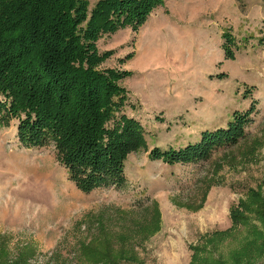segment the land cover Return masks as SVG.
<instances>
[{"label":"rangeland","instance_id":"obj_1","mask_svg":"<svg viewBox=\"0 0 264 264\" xmlns=\"http://www.w3.org/2000/svg\"><path fill=\"white\" fill-rule=\"evenodd\" d=\"M158 10L137 33L125 25L97 42L113 50L100 68L130 71L119 82L135 101L125 110L144 131L122 183L82 192L52 142L24 146L17 119L0 121V242L11 256L88 264L75 245L107 235L144 264H264V244L250 235H264L263 222L244 212L249 223L232 226L229 216L249 189L264 198V0H166ZM249 108L237 142L196 160L150 158L152 148L195 143Z\"/></svg>","mask_w":264,"mask_h":264},{"label":"trees","instance_id":"obj_2","mask_svg":"<svg viewBox=\"0 0 264 264\" xmlns=\"http://www.w3.org/2000/svg\"><path fill=\"white\" fill-rule=\"evenodd\" d=\"M164 1L0 0V121L17 119V136L24 146L52 142L69 179L82 192L122 183L128 154L145 146L142 124L126 112L128 91L119 83L130 71L100 68L113 50L100 52L97 42L125 25L137 33ZM222 46L225 58L233 59L225 42ZM249 112H234L225 128L203 132L195 143L154 147L150 158L173 163L206 157L213 147L243 137ZM247 195L248 201L230 208L231 225L248 224L244 212L264 225L263 196L253 189ZM250 232L264 244V235ZM192 249L193 258L197 252ZM75 254L88 264H144L133 246L124 241L116 247L107 235L77 243ZM30 256L22 250L11 256L0 242V264H30Z\"/></svg>","mask_w":264,"mask_h":264},{"label":"crops","instance_id":"obj_3","mask_svg":"<svg viewBox=\"0 0 264 264\" xmlns=\"http://www.w3.org/2000/svg\"><path fill=\"white\" fill-rule=\"evenodd\" d=\"M166 1V0H165ZM165 1H164V3H165ZM160 7H163V5L162 6H157L156 8H154L153 10H152V12L149 14V16L148 17H151V16H155V15H157V13L159 12V8ZM125 89L128 91V97H129V100H128V102L129 103H131L132 104V102H134L135 103V101L133 100V98L130 96V93H129V90L125 87ZM128 113V112H127ZM131 115V114H130Z\"/></svg>","mask_w":264,"mask_h":264}]
</instances>
